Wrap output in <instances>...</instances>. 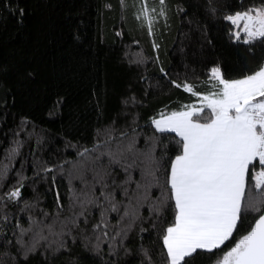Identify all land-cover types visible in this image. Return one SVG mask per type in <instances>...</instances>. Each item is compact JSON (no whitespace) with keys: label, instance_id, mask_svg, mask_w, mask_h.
<instances>
[{"label":"trees","instance_id":"16d2710c","mask_svg":"<svg viewBox=\"0 0 264 264\" xmlns=\"http://www.w3.org/2000/svg\"><path fill=\"white\" fill-rule=\"evenodd\" d=\"M262 3L0 0V264H166L162 235L171 210L158 217L145 201L131 227L124 216L137 184L143 191L144 153L153 150L163 184L180 151L178 137L156 132L151 120L193 102L171 81L199 84L212 66L237 79L264 61V45L249 51L233 43L223 21ZM162 7L166 15L155 16L150 29L145 16ZM130 142L135 154L110 163L107 153ZM85 148L95 150L81 156ZM20 184L21 195L9 199ZM162 191L150 188V200ZM86 198H98L99 206L82 209ZM102 223L108 237L103 228L94 231ZM252 223L248 215L235 239Z\"/></svg>","mask_w":264,"mask_h":264},{"label":"snow or ice","instance_id":"6c2138e0","mask_svg":"<svg viewBox=\"0 0 264 264\" xmlns=\"http://www.w3.org/2000/svg\"><path fill=\"white\" fill-rule=\"evenodd\" d=\"M159 4L163 6L165 0H159ZM151 11V16H145L150 29L154 27L155 16L166 15L163 7L159 12L154 8ZM223 21L229 26L228 35L233 43L243 44L249 51L257 43L264 45V3L231 12ZM171 83L190 94L193 102L167 114L161 112L151 124L158 133L175 134L180 151L170 160L163 184L157 175L161 166L153 150L144 153L146 181L143 191L137 184V192L124 212V216L130 218L129 227L138 217V208L148 201L149 211L158 217H162L165 210L173 214L172 222L162 235L166 264H195L197 259L204 257L213 264H264V61L237 79L225 78L220 66H212L208 80L199 84L175 80ZM94 150L85 148L80 155ZM135 152V143L130 142L107 154L111 157L110 163H120L126 153ZM22 187L20 184L8 193L9 199L19 197ZM152 187L164 189L154 201L149 197ZM101 196L112 211L118 210L113 198L103 191ZM132 199L136 207L131 206ZM57 203L59 205V193ZM92 203L99 206L98 198H86L80 206L85 209ZM84 214L82 210L79 216ZM248 215H253L254 223L235 239L234 234ZM77 221L78 217L71 220L73 227L79 226ZM48 227L51 230L52 226ZM93 228L94 231L105 229L102 236L108 237L107 223L96 224ZM122 232L126 236L127 229ZM100 239L101 236H97V240ZM111 239L115 240V236ZM145 256L148 257L147 252Z\"/></svg>","mask_w":264,"mask_h":264}]
</instances>
